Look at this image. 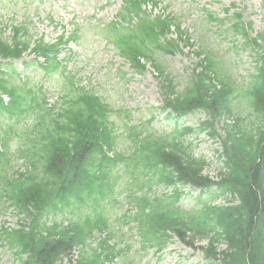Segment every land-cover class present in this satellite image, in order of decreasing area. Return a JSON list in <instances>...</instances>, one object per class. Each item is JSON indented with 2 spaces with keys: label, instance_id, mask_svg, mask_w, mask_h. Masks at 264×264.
Wrapping results in <instances>:
<instances>
[{
  "label": "trees",
  "instance_id": "1",
  "mask_svg": "<svg viewBox=\"0 0 264 264\" xmlns=\"http://www.w3.org/2000/svg\"><path fill=\"white\" fill-rule=\"evenodd\" d=\"M142 20L148 22L149 18L145 16ZM235 29L246 40L243 46L248 47L247 31L240 27V21L235 25ZM151 30L153 31V27ZM258 38L264 41V31L253 39L256 46L261 45ZM147 41L148 37L141 32L134 36L133 43L127 49L131 58L132 51L138 50L145 54L144 50L141 51L142 48L152 50ZM171 46L167 45L161 49L172 52L176 47L170 48ZM7 48L6 41L2 40L0 50ZM131 60L137 68H141L135 58ZM208 60L213 63L210 58ZM211 68L212 64L209 63L206 69ZM261 69L262 86L254 93L253 106L263 112L264 68ZM172 81L167 77L168 84L162 87L169 105L181 110L196 107L192 104H200L214 118L227 111L226 94L212 84L204 71L198 74L194 72L188 79L185 91L177 94L175 99H169L175 95V84ZM2 82L4 83L2 85L0 83V87L6 84L5 80ZM252 97L253 94L251 105ZM23 101L24 97L22 103L19 99L15 105L3 108L10 120L8 125L10 130L15 129L18 120H26L30 114L35 113L34 111L32 113ZM0 107H3L1 100ZM38 110L40 113L37 123L25 127L19 138V152L30 162L35 172L28 175L30 178L15 177L7 183H2L0 187V199L5 197L18 213L27 216V221L21 223L18 228L4 227L0 234L5 235L10 248L29 253L27 264H56L59 257L68 252L69 242L63 240L52 242L49 237L42 235L35 210L40 209L41 203L46 202L56 188H59L56 191L58 198L62 196L63 199H67V191L64 189L89 193L100 189L102 182L95 172L103 161L97 158L99 148L96 141L89 137L85 139L83 136L85 133L79 131V125L74 123L80 109L68 110L66 107H60L58 112H55L53 109L41 107ZM262 128L263 125H260L258 131L261 132ZM224 145L227 170L221 172V186L224 192L237 194L241 204L222 207L217 214L215 213L218 208L211 207L204 213L195 214L200 217H195L175 206L178 195L171 196L169 201L166 196L153 200L147 195L137 196L133 200L138 207V213L133 220L136 222L144 247L153 246L161 251L167 246L173 234L185 240L187 232H190L188 243L191 245L199 238L210 239L207 252L212 255V259H206L203 264H264V131L257 137L250 131L245 132L243 137H237L233 133V128L227 129ZM141 148L150 169L154 170L163 164L164 167L173 168L171 176L178 171L179 178L185 183L200 186L212 184L208 177L201 174L206 164L205 160L181 158L172 151H166L164 141L148 145L142 143ZM1 156L5 157L6 153ZM39 167L42 168V175H38L39 178L32 176ZM107 188H110V183L106 182L103 184V193H106ZM81 229L76 224L72 230L73 235L82 236L89 233V230L86 229L84 232ZM223 241L228 247L219 254L214 244Z\"/></svg>",
  "mask_w": 264,
  "mask_h": 264
},
{
  "label": "rangeland",
  "instance_id": "2",
  "mask_svg": "<svg viewBox=\"0 0 264 264\" xmlns=\"http://www.w3.org/2000/svg\"><path fill=\"white\" fill-rule=\"evenodd\" d=\"M60 1V0H59ZM58 1V2H59ZM94 1V0H92ZM115 4H119V0H111ZM160 7L167 6L168 10H174L179 13L183 18V25L189 29L193 38L195 46L184 47L183 52L168 57H163L162 63L167 67L169 72L177 83L178 89L181 90L186 85V79L191 68L194 67L197 61L194 51L202 47L206 51L216 53L217 57L224 61V65L228 68L235 77L240 80L248 79V74L253 70L256 55L251 51L244 49H236L232 43L238 41L237 37L231 34H226V25L222 28L217 27L216 21L212 24L209 23L206 11L215 12L219 17H224L226 14L225 9L230 8L229 13L243 9L244 19L246 21H253L252 35L255 36L256 32L262 27L264 0H160ZM38 1L33 3V6ZM57 2V3H58ZM45 10H52L55 17L59 11L52 9L56 4L50 3L49 0L42 1ZM24 6L19 1L0 0V15H4L5 21L8 17L16 15V20H21ZM87 16L92 14V7H85ZM158 11V10H157ZM114 9H109L107 12H101L100 16L108 19V15L112 14ZM67 16V15H66ZM69 16V15H68ZM86 41L82 42L81 47L84 49V59L87 61L86 68L82 72L90 81L93 88L104 96L114 107L121 109H133V123H141L150 118V111H153L155 105L161 103V94L159 93L158 78L153 71H146L144 73H135L129 66L128 62L125 63L123 59L117 56V52L111 45L103 43L99 39H95L91 32L86 33ZM96 43L95 45H93ZM120 65V66H119ZM18 68V65H15ZM82 66V64H81ZM119 66V67H118ZM120 70L126 72V78L120 80ZM30 76H36L37 72L32 69L29 73ZM55 98L50 99L54 101ZM156 116L152 122L153 128L167 129L174 125L173 122L167 120L165 114L155 112ZM204 116V115H203ZM0 121H2L0 119ZM183 121V120H182ZM180 121V124L182 123ZM195 122L194 120L191 123ZM169 123V126H167ZM125 120L119 122V126L123 127ZM186 125H191L186 123ZM189 140H193L196 144L194 153L199 156H205L210 160V166L205 171L211 176H215L216 169L219 167V162L212 159L213 149L217 147L216 142L210 140L204 133L192 134ZM18 143L15 140L10 147L11 152H15ZM21 160H19V164ZM188 193L183 198L182 204L185 207H192L194 205V197L199 189L191 186L185 187ZM125 192L119 189L117 200L113 201L114 206L111 213L118 219L122 217L125 209L131 208V205L124 200ZM223 200H218L221 203ZM0 220H7L8 226L15 227L19 222V217L11 215L9 211L2 208L0 203ZM128 226L124 225L122 232H127ZM135 233V230L132 231ZM127 239L130 246L120 244V251L122 259L126 264H197L203 257L200 252H193L191 248L186 246L183 242L174 239L172 244L160 255L156 254L153 249L143 251L140 245V237L134 234L133 237L129 236ZM205 242H201V245ZM1 261L3 264L12 263V254L10 252L1 250ZM191 254L192 256H190ZM122 259H119L118 264H122Z\"/></svg>",
  "mask_w": 264,
  "mask_h": 264
}]
</instances>
